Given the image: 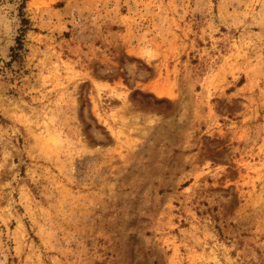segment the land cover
I'll use <instances>...</instances> for the list:
<instances>
[{
  "label": "rangeland",
  "instance_id": "rangeland-1",
  "mask_svg": "<svg viewBox=\"0 0 264 264\" xmlns=\"http://www.w3.org/2000/svg\"><path fill=\"white\" fill-rule=\"evenodd\" d=\"M0 0V264H264V0Z\"/></svg>",
  "mask_w": 264,
  "mask_h": 264
},
{
  "label": "trees",
  "instance_id": "trees-1",
  "mask_svg": "<svg viewBox=\"0 0 264 264\" xmlns=\"http://www.w3.org/2000/svg\"><path fill=\"white\" fill-rule=\"evenodd\" d=\"M27 0H18V15L20 17V29L18 35L15 37V46L11 48V61H14L20 56V52L23 49V36L29 29L30 21L24 16L23 8Z\"/></svg>",
  "mask_w": 264,
  "mask_h": 264
}]
</instances>
